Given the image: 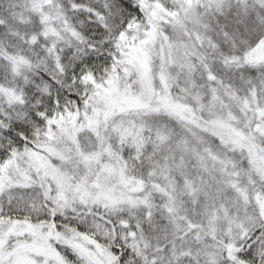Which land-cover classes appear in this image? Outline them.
Instances as JSON below:
<instances>
[{"label":"snow or ice","instance_id":"snow-or-ice-1","mask_svg":"<svg viewBox=\"0 0 264 264\" xmlns=\"http://www.w3.org/2000/svg\"><path fill=\"white\" fill-rule=\"evenodd\" d=\"M0 264H264V0H0Z\"/></svg>","mask_w":264,"mask_h":264}]
</instances>
